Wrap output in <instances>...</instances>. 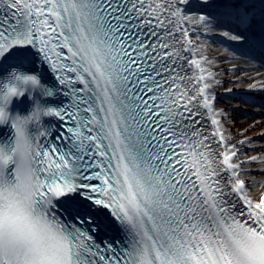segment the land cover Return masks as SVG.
<instances>
[{"label":"snow or ice","instance_id":"1","mask_svg":"<svg viewBox=\"0 0 264 264\" xmlns=\"http://www.w3.org/2000/svg\"><path fill=\"white\" fill-rule=\"evenodd\" d=\"M188 4L0 0V264H264V193L244 178L264 156L221 130L213 62L190 36L213 17ZM223 8L238 28L264 25V0ZM100 216L119 246L97 239Z\"/></svg>","mask_w":264,"mask_h":264},{"label":"bare ground","instance_id":"2","mask_svg":"<svg viewBox=\"0 0 264 264\" xmlns=\"http://www.w3.org/2000/svg\"><path fill=\"white\" fill-rule=\"evenodd\" d=\"M224 3L225 0H208L207 4L203 0H189V4L185 6L188 13L213 17L210 22L211 30L205 31L197 27L190 31V36L200 46L196 51V58L206 55L213 62L205 66L215 74L218 83H213L208 91L215 98L213 108L223 113L216 118L221 121V130L229 138L228 142L236 144L241 149V154L264 156V75L259 70L262 60L254 50L255 38L252 34L219 15L225 10ZM225 31L241 33L245 39L230 40L222 35ZM197 36L198 40L195 39ZM187 71L191 75L195 70L189 68ZM246 103L249 107L245 106ZM204 124L210 134L214 130L210 119L205 117ZM242 139L252 143L238 144ZM244 178L254 199L264 193V165L251 162L248 175Z\"/></svg>","mask_w":264,"mask_h":264}]
</instances>
